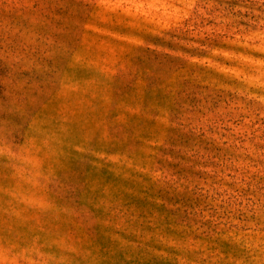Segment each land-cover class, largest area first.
I'll return each instance as SVG.
<instances>
[{
  "label": "rangeland",
  "instance_id": "374dc122",
  "mask_svg": "<svg viewBox=\"0 0 264 264\" xmlns=\"http://www.w3.org/2000/svg\"><path fill=\"white\" fill-rule=\"evenodd\" d=\"M0 264H264V0H0Z\"/></svg>",
  "mask_w": 264,
  "mask_h": 264
}]
</instances>
